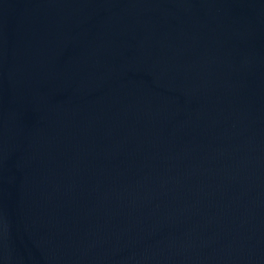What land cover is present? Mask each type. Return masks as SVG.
<instances>
[{
  "label": "water",
  "instance_id": "obj_1",
  "mask_svg": "<svg viewBox=\"0 0 264 264\" xmlns=\"http://www.w3.org/2000/svg\"><path fill=\"white\" fill-rule=\"evenodd\" d=\"M0 264H264V0H0Z\"/></svg>",
  "mask_w": 264,
  "mask_h": 264
}]
</instances>
